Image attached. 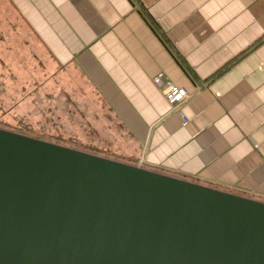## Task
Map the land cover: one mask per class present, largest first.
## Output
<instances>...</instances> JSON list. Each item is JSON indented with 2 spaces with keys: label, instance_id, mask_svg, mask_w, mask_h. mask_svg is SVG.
<instances>
[{
  "label": "crops",
  "instance_id": "crops-1",
  "mask_svg": "<svg viewBox=\"0 0 264 264\" xmlns=\"http://www.w3.org/2000/svg\"><path fill=\"white\" fill-rule=\"evenodd\" d=\"M3 8L13 14H0L6 27L21 20L32 45L95 88L124 126L122 156L112 158L264 202V0ZM159 72L188 91L181 104L154 83Z\"/></svg>",
  "mask_w": 264,
  "mask_h": 264
},
{
  "label": "water",
  "instance_id": "water-1",
  "mask_svg": "<svg viewBox=\"0 0 264 264\" xmlns=\"http://www.w3.org/2000/svg\"><path fill=\"white\" fill-rule=\"evenodd\" d=\"M0 264H264V202L0 127Z\"/></svg>",
  "mask_w": 264,
  "mask_h": 264
},
{
  "label": "rangeland",
  "instance_id": "rangeland-1",
  "mask_svg": "<svg viewBox=\"0 0 264 264\" xmlns=\"http://www.w3.org/2000/svg\"><path fill=\"white\" fill-rule=\"evenodd\" d=\"M0 14L13 16L12 13L5 11V8L1 9ZM20 21H12L19 24L18 32L9 28V35L21 37L20 46H32L33 52L39 51L38 57L34 56L29 63H33L32 65L38 69L30 72L28 78L38 84L26 87L8 85L0 87V127L22 131L36 138L91 153H95L93 150L102 153L104 150H111L116 156L122 155L121 147L125 146L127 141V136L123 133L124 126L109 112V107H106L108 105L99 94L96 93V97L92 96L94 100L91 101L87 94L80 92L79 87L87 86L86 81L74 79L79 87L69 89L61 86V82L56 79L55 84L48 86L47 78L43 76L42 71H48L47 63L53 56L44 55L32 45L33 38H29L26 34L27 27L22 26ZM4 24V21L0 22V29L8 28L3 26ZM0 51L5 60L8 57L12 61L13 51L8 49L6 44L0 46ZM39 63L42 64V70ZM53 67L58 68L57 64ZM15 89L23 90L24 94L14 93ZM9 114L14 116V121L8 117Z\"/></svg>",
  "mask_w": 264,
  "mask_h": 264
},
{
  "label": "trees",
  "instance_id": "trees-1",
  "mask_svg": "<svg viewBox=\"0 0 264 264\" xmlns=\"http://www.w3.org/2000/svg\"><path fill=\"white\" fill-rule=\"evenodd\" d=\"M2 21H4V23H5L3 26H6L7 24H6L5 18L2 19L0 17V22H2ZM18 26H19V24L11 22L9 28H11L13 31L18 32V29H17ZM9 28L8 29L7 28L0 29V46L2 47V44L4 43L7 45L8 49H11L13 51L12 61H10L8 59V57L5 60L3 58L4 57L3 53L0 51V58H2V60L0 61V87L1 86L4 87L5 85H8L10 87H14V86L26 87L28 85L34 86L35 84H38V83H35L28 78L30 76V72H34V69H38V67L35 68V66L32 65L33 63L32 64H29V63L31 62V59L34 58V56H37V52H39V51L34 50V52H33L31 50L32 46H28V45H26V47L20 46V44H21L20 40L22 38L19 36L9 35ZM6 36H9L10 38H6ZM41 53H43L44 55H48V54H45V52H43V51H41ZM40 61H42V60H40ZM55 64L56 63H54V60L51 59V61H49L47 63L48 71L47 72L42 71L43 76H45L47 78L48 86L52 85L53 83L55 84V80L57 79L61 82V86H63V87H68V88L69 87H71V88L79 87L78 84L75 83V81H74V79H78V76L72 75L69 72L70 70H69V67L67 65L65 66V65L60 63L57 65L58 68L54 69L53 66ZM41 65L42 64L39 63V67L42 70L43 68H41ZM5 72H7V73H5ZM17 81H19V82H17ZM17 83H18V85H17ZM79 88H80V92L82 94H87L88 98L91 101L94 100L92 98V96L96 97L97 96L96 93L99 94L97 92V90L91 86L87 87L85 85L84 87H79ZM14 93H18V95H23L24 91L23 90L19 91L18 89H15ZM106 107L108 108L109 106H106ZM108 110L111 113L110 108H108ZM8 117L12 121L15 120L13 115L9 114ZM115 119L118 121L117 118H115ZM118 123H119V121H118ZM20 133H23V132L21 131ZM23 134H26V133H23ZM29 136H31V135H29ZM93 152H95L96 154H99V155L106 156V157H111V158L112 157H115V158L118 157L115 154H113V152L111 150H104L103 153L98 152L96 150H93ZM120 156H122V155H119V157Z\"/></svg>",
  "mask_w": 264,
  "mask_h": 264
},
{
  "label": "built area",
  "instance_id": "built-area-1",
  "mask_svg": "<svg viewBox=\"0 0 264 264\" xmlns=\"http://www.w3.org/2000/svg\"><path fill=\"white\" fill-rule=\"evenodd\" d=\"M153 81L157 86H165V96L171 104H181L188 97V91L185 88L178 86L171 79L166 78L164 72H159L156 74L153 77ZM182 115L184 119V125H186L189 119L185 117L184 114Z\"/></svg>",
  "mask_w": 264,
  "mask_h": 264
}]
</instances>
